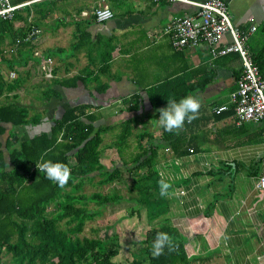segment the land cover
Returning <instances> with one entry per match:
<instances>
[{
	"label": "crops",
	"instance_id": "1",
	"mask_svg": "<svg viewBox=\"0 0 264 264\" xmlns=\"http://www.w3.org/2000/svg\"><path fill=\"white\" fill-rule=\"evenodd\" d=\"M10 1L16 4L21 0ZM50 1L47 6H36L42 9L41 24L36 25L41 34L36 41L17 49L12 70L0 62L8 73L20 75L25 70L26 76L35 67L42 68L41 60L52 63L53 79L45 83L44 90H55L60 96L45 102L53 112L49 120L34 125L46 130L31 126L36 132L28 137L29 127H22L18 134L29 139L48 132L52 120L65 111L58 107L62 101L68 108L90 106L93 125L111 127L102 134V144L104 136L110 137V143L101 144V150L105 146L117 153L114 143L122 126L128 125V152L134 147L131 153H138L140 142L145 147L151 145L158 176L163 173L166 180L178 185L167 196L164 221L179 231L188 254L211 264H264V189L255 187L256 179L264 176V137L260 125L237 126L230 111L229 94L241 70L238 55L211 61L205 45L174 49L164 28L175 17L192 13L186 5L165 0ZM221 1L239 29L264 21V0ZM32 5L17 12L25 14L27 24L34 23ZM98 5L108 6L113 19L97 23L92 10ZM223 41L229 38L225 36ZM52 48L58 57L49 52ZM0 73L8 80L2 68ZM70 79L78 80L73 83ZM156 88L161 91L155 92ZM163 93L177 101L188 95L200 100L198 118L185 122L179 134L166 132L157 123L159 116L154 115L150 100ZM133 98L136 109L132 110ZM222 105L229 109L215 114L213 109ZM166 106L161 104L157 110ZM108 113L111 117L105 118ZM147 115L156 123L144 127L142 120H147Z\"/></svg>",
	"mask_w": 264,
	"mask_h": 264
},
{
	"label": "trees",
	"instance_id": "2",
	"mask_svg": "<svg viewBox=\"0 0 264 264\" xmlns=\"http://www.w3.org/2000/svg\"><path fill=\"white\" fill-rule=\"evenodd\" d=\"M41 2L32 5L36 11H40L36 6ZM17 20L23 22L22 27L14 26ZM26 20L27 17L23 19L16 14L12 21L0 22V40L13 45L30 26L38 25L40 19L36 18L34 23L28 24ZM245 48L264 79V21L248 37ZM0 62L8 70H12L16 64L14 57L8 59L2 55L1 45ZM4 80L0 73V97L18 90L22 85L20 78L11 81L6 79L7 82ZM77 80L70 79L73 83ZM154 91L161 90L156 88ZM53 96L57 98L60 95L50 89L45 94L46 101ZM16 99L15 96L14 101L0 105V264H193L206 260L189 255L187 243L179 231L164 220L145 232V261L134 259L129 263H116L112 259L118 255V251L108 240L102 243L94 238H80L85 221L100 216L101 208L123 200L100 192L89 195L79 193L84 181L92 179H89L91 174L102 178L99 181L101 184L113 182L120 175L119 167L106 169L100 161L102 134L111 127H95L93 116L85 112L88 107L83 106L66 109L52 120L48 132H40L29 139L23 138V135L18 134V129L38 125L42 117L39 114L29 116V109L15 102ZM167 102L168 96L164 93L159 99L150 100L155 116H159L158 111H155L157 107ZM131 105L132 110L136 109L134 98L131 99ZM230 111H233L232 106ZM130 131L128 125L122 126L121 134L114 143L120 156L124 154L121 149ZM168 142L173 145V141ZM137 145L139 152L131 154L130 169L140 171L139 183L142 185L138 182L133 184L131 190L137 191L139 198L130 199L138 206L130 215H137L142 206H147L150 195L159 194L158 181L161 179L153 168L156 156L153 147L142 146L141 142ZM45 152L48 153L45 160L61 162L71 168L72 178L65 187L61 188L48 180L43 172L32 171ZM171 185L169 194L178 186ZM89 203H94L97 208L88 209ZM51 207L55 208V213L49 215L47 210ZM149 208L146 211L147 218L154 220L166 213L169 203L161 198ZM157 232L168 233L176 245V251L169 252L165 248L163 255L154 258L151 245ZM5 256H9L8 262L4 260Z\"/></svg>",
	"mask_w": 264,
	"mask_h": 264
},
{
	"label": "rangeland",
	"instance_id": "3",
	"mask_svg": "<svg viewBox=\"0 0 264 264\" xmlns=\"http://www.w3.org/2000/svg\"><path fill=\"white\" fill-rule=\"evenodd\" d=\"M47 1H44V4L42 5L47 6L48 3ZM53 1L54 0H51L50 2L52 3ZM38 8L39 9L37 10L40 11H36L35 9L34 10L31 9L30 11V16L32 21H34V19L36 18L41 19V11H42L41 6H39ZM20 16L24 19L25 14H21ZM38 24H41V20H39ZM14 26L21 27L23 26V22L21 20H17L14 22ZM0 45H1L2 53L3 51L11 47L10 44L8 43L6 44L5 42H3V40L1 41ZM17 49L15 51V54L17 52ZM50 50L51 51L49 52L52 53L53 56L58 57L57 54L58 51L57 52L52 51L54 50L53 48ZM67 53H69L68 50ZM15 54H11L10 56L7 54H3V56L10 59ZM31 58L33 61H35V59H33L32 57V54H31ZM51 64L52 63L46 65L45 70L41 67H35L34 72L30 71V76H26L25 70H21L22 74L20 73V75H18V72H15L16 76L18 77L22 75L21 77L22 85L19 87L18 90L10 93H5L3 96H1L0 105L14 101V98L16 96L17 99L15 100V102L28 108L29 116H33L34 114H39L42 117V120L44 118L46 120H49V117H51L53 112L50 108H47V103H45L46 92L44 89L46 87L45 83L50 82L53 79V75L49 72L52 68ZM147 67L148 69H150L148 65ZM1 68L3 69V71L8 73V70L4 66L0 65V69ZM3 78L5 80L7 78L5 73L3 74ZM5 80L4 82H7ZM42 85H44L43 88L41 87ZM220 93H222V91ZM60 103H62L58 106L61 109L60 111L68 109L69 105L66 104V101L65 102L62 101ZM58 107H56L55 109H58ZM86 107H88L87 109H85L86 113L90 114L93 112V110H90L91 108L90 106H86ZM60 111L58 112L61 113ZM116 112L118 111L116 110ZM111 115H112L111 113H108L107 116L105 115L104 117L110 118ZM54 116L56 117V115ZM154 122H155V118H153L152 116H149L147 120H142L144 127H148L154 124ZM35 127L36 126H34L33 129ZM33 129L31 131V127L27 128L26 134L28 137L32 135V132H36ZM36 129L46 130L44 126H40L39 128L36 127ZM129 135L131 136V134ZM27 136L24 135L23 138H27ZM130 136L128 138H131ZM104 139L105 142L103 144L107 145L110 143V137L108 138L104 136ZM127 143L128 140L122 146L121 153H124L122 156L116 153L115 150H113V148L106 150L105 146H102L103 153H101L100 156L101 157L100 161L102 165H104L106 169H111L112 167L115 166L119 167L120 175L113 182L101 184L99 183V181L101 182L102 178L100 179L98 175L91 174L89 179L91 178L92 179L90 181H84L82 188L79 192V193H84L86 195H89L94 192H100L105 196H109V197L117 196L118 198L123 199L118 203L115 202L105 206V208H101L100 216L95 217L92 220L85 221L83 230L79 234L80 238L82 237L94 238L102 243L108 240V242H110L113 248L118 251V255L112 259L116 263H129L134 259L145 261V255H144L145 245L143 244L145 232L149 228L155 227L157 225V222H159V220L163 221L166 216L165 214L167 213L166 211V213L160 215L158 218H154V220H149L147 218L146 215L147 209H150L149 207H153L156 204V201H159L161 198L168 201L167 197H161L158 193H154L153 195H150L148 197L149 201L147 203V206H142L137 215L135 214L130 215L131 211L133 213L138 208V206L135 205V203L130 199L137 200V198H139L138 192L135 190L133 191L131 189L133 187L134 182L139 183V176L141 173L140 171H135L130 169V167L132 166L130 157H132L131 154L133 153L131 152L132 151L134 152V147H129L130 151L128 152L126 148ZM139 185L142 184L139 183ZM150 191L152 190L150 189ZM87 208L92 210V209H96L97 207L94 203H89ZM47 213L49 215L54 214L55 208L54 207L49 208L47 210ZM112 236L113 238H111ZM4 260L8 262L9 256H5ZM193 264H211V263L210 261L207 262L195 261Z\"/></svg>",
	"mask_w": 264,
	"mask_h": 264
},
{
	"label": "built area",
	"instance_id": "4",
	"mask_svg": "<svg viewBox=\"0 0 264 264\" xmlns=\"http://www.w3.org/2000/svg\"><path fill=\"white\" fill-rule=\"evenodd\" d=\"M41 1L43 0H21L13 4L10 0H0V22L12 21L17 12ZM165 1L179 3L193 9L191 14L175 17L164 28V34L170 38L174 49L182 50L205 45L211 61L229 54L238 55L241 71L235 81L234 90L229 94V103L233 107L237 126L245 123L260 125L264 137V79L260 76L257 66L245 48L248 37L256 31L257 26L252 25L247 29H239L232 23L227 5L221 0ZM92 16L97 23H105L113 19L114 13L108 6L98 5L92 10ZM40 34L41 30L38 27L30 26L22 37H18L10 48L3 51V54H15L18 47L23 44H33ZM225 36L229 38V41H223ZM50 61V59L41 60L44 70ZM49 72L51 73V70ZM15 78L14 72L8 73L9 81ZM228 109V105H222L214 108L213 112L220 114ZM33 170L38 169L35 166ZM255 187L264 189V176L256 179Z\"/></svg>",
	"mask_w": 264,
	"mask_h": 264
},
{
	"label": "clouds",
	"instance_id": "5",
	"mask_svg": "<svg viewBox=\"0 0 264 264\" xmlns=\"http://www.w3.org/2000/svg\"><path fill=\"white\" fill-rule=\"evenodd\" d=\"M200 108L201 103L199 98L192 95H188L179 101L174 98H168L167 106L157 110L159 113L157 123L166 132L179 134L185 122L191 123L198 118ZM47 155L48 153L45 152L41 156L40 162L36 163L38 171L45 173L46 178L56 183L59 187H65L72 178L71 168L61 162L45 160L44 157ZM158 185L159 195L161 197H167L172 185L163 177V173H161V179L158 181ZM165 248L169 252L176 251V245L169 234L166 232H157L151 245L152 256L158 258L163 255Z\"/></svg>",
	"mask_w": 264,
	"mask_h": 264
}]
</instances>
